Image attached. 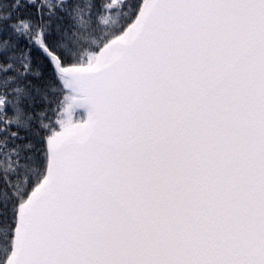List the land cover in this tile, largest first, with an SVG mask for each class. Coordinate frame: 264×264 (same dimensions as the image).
<instances>
[{
  "label": "snow or ice",
  "instance_id": "1",
  "mask_svg": "<svg viewBox=\"0 0 264 264\" xmlns=\"http://www.w3.org/2000/svg\"><path fill=\"white\" fill-rule=\"evenodd\" d=\"M0 264H264V0H0Z\"/></svg>",
  "mask_w": 264,
  "mask_h": 264
}]
</instances>
